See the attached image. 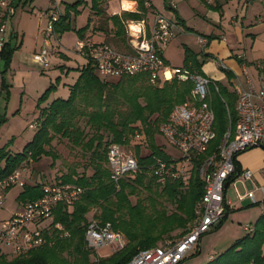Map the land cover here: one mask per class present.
<instances>
[{"label":"trees","instance_id":"16d2710c","mask_svg":"<svg viewBox=\"0 0 264 264\" xmlns=\"http://www.w3.org/2000/svg\"><path fill=\"white\" fill-rule=\"evenodd\" d=\"M132 1H136L138 7L134 13L122 11L120 15H109L104 7L106 0H92L90 8L97 17L96 28L115 45H122L123 49H127L124 22L145 19L148 12L145 0ZM82 2L76 0L66 6L67 11L54 24L56 34L61 35L71 29L69 12L77 11ZM87 29L88 25L77 30L79 39L84 37ZM205 39L209 41L208 37ZM14 50L6 44L0 53L2 88L5 87L3 75L9 68ZM207 58H210L208 54H196L185 48L182 68L190 74L202 75L201 67ZM77 71L78 77L69 86L66 99L56 98L40 108L51 90L56 88L54 84H50L39 97V116L34 124V135L23 150L12 154L7 146L0 148V181L22 165L35 163L42 157L51 158L53 165L59 158L53 142L65 140L77 156L72 164L67 165V171L61 172L53 182L74 184L82 188L83 193L71 206L60 204L53 210L52 223L44 233L48 239L46 245L10 259L0 252V264H91L94 253L84 241L90 213L100 223H110L112 229L121 233L126 241L123 249L99 259L98 264H128L137 253L154 248L165 239H174V232L180 230L179 236L186 233L188 225L195 219L204 193L196 165L201 159L215 153L224 133L235 128L236 113L223 100L227 95L234 106L235 93H229L225 86L214 82L218 87V93H213L211 97L214 139L207 152L194 159L185 182L179 178L160 184L153 174L156 161L169 163L173 160L157 146L155 137L159 135V127L167 121L173 107L190 100L192 82H179L173 78L151 84L146 73L104 81L86 63ZM230 78L229 74L228 80ZM137 135L139 138L143 136L142 142L132 144ZM110 145L125 148L132 145L135 150L133 156L139 166L136 174L126 176L119 183V189L110 180L106 158ZM142 146L148 149L144 155L141 153ZM78 168L82 171L78 172ZM239 172L235 165V174L229 176L226 182L231 183ZM44 184L48 183L24 185L16 198L18 204L41 198ZM131 197L136 198L134 203ZM166 206L173 210L169 212ZM226 208L222 220L214 229L219 228L225 220ZM56 224L60 225V230L54 227ZM263 247L264 214L245 237L235 241L207 264H264Z\"/></svg>","mask_w":264,"mask_h":264},{"label":"built area","instance_id":"2783aa9c","mask_svg":"<svg viewBox=\"0 0 264 264\" xmlns=\"http://www.w3.org/2000/svg\"><path fill=\"white\" fill-rule=\"evenodd\" d=\"M2 9L0 21V53L6 45V19L14 14L12 0H0ZM47 19L42 30L43 46L33 55L35 61L50 66L51 39L59 43V35L54 32V24L61 13L56 5L41 14ZM151 20L125 21L127 49L120 50L113 45L94 40L91 36L77 39L74 53L94 69L104 81L117 80L124 76L146 73L151 84L159 81H190L193 84L191 98L173 107L167 121L160 125L159 135L180 153L172 162L157 160L153 174L160 184L168 179H188L193 161L203 156L214 139V112L211 106L213 93H218L215 81L202 75L190 74L183 68H171L163 59V52L178 32V24L157 12H151ZM242 80L235 86V128L228 129L212 155L201 159L196 165L197 176L203 183L204 193L197 206L195 219L188 231L178 240H167L154 248L141 251L128 264H180L190 254L203 235L212 231L222 220L225 212L224 190L229 176L235 174L234 161L242 152L254 147H264V67L258 62L252 74L243 58ZM218 66L229 72L222 62ZM2 65L0 61V79ZM212 87V90H211ZM228 111V110H227ZM30 128L35 129L32 125ZM139 138V136H136ZM110 180L119 189V183L128 175L139 171L136 158L126 153L118 145H110L106 152ZM27 165V164H24ZM22 165L10 176L0 181V212L3 211L5 194L15 186L23 187ZM249 170L237 173V179L251 180ZM41 198L20 205L7 218H0V252L9 257H19L48 243L44 236L52 223L53 210L60 204L71 206L77 202L83 189L74 184L48 183L42 185ZM260 194V198L256 193ZM248 199L251 204L264 209V184L249 191L237 200ZM58 230L59 224L54 225ZM244 230L251 231L248 227ZM86 247L94 253L91 264H98L97 251L109 248L112 252L124 248V236L112 229L110 223H100L92 216L88 218L84 233ZM1 246L9 249L5 252Z\"/></svg>","mask_w":264,"mask_h":264},{"label":"crops","instance_id":"0c3cea01","mask_svg":"<svg viewBox=\"0 0 264 264\" xmlns=\"http://www.w3.org/2000/svg\"><path fill=\"white\" fill-rule=\"evenodd\" d=\"M12 1L15 11L12 16L6 19L5 38H6V44L12 48H15V50L12 53L9 68L3 75V81L5 83L4 88H2L1 85L2 81L0 79V92L7 91L9 96L11 93L9 92L8 88H11L13 90L14 89L25 90L26 84L31 85V80H33L32 78L36 74L43 75L46 70L51 69V66L49 67L43 66L39 62L35 61L33 58V55L40 50V48L43 46L44 43L42 30L46 26L47 19L41 15L42 12L58 5L61 15H64L65 12L67 11L66 6L74 3L76 0L73 1L47 0V3L41 1L39 2V4H37L38 0H12ZM82 1H86V0H82ZM117 1L119 2V8L116 6ZM145 1H146L145 7L148 10L146 15L148 21H150L152 18L151 12H157L159 14L166 16L169 19L174 20L179 27V30L178 32H176L175 37L170 41V43L165 49L166 52L168 50L167 54L165 53V50L163 52V59L165 64L171 67L169 50L173 47L172 43L173 40H175L176 36L180 34L185 39H187L189 38L187 37V35H192L195 37L193 39L197 42V45L200 49V51L197 52L198 53L203 52L210 56V58H207V60L201 67L202 76L219 83L223 80L228 81L233 86V91H234L236 85H233L232 81L236 80L237 83V79H236L237 77L238 79L242 80V69H243L241 67L242 63L237 58L242 57L243 61L246 59L244 55H240V54L238 55L234 52V50L238 44H243L245 39H248L249 37L254 38L257 36L256 34L252 33V31L258 27L257 24L264 22V0H145ZM123 2L129 3L130 8L124 9ZM104 7L106 9L107 14L109 15H120L122 11L133 12V13L138 11L136 1H132V0H106ZM79 9L80 6L77 7V10ZM18 10H23L25 12L24 14H22ZM1 12L2 9L0 8V21L2 20ZM70 14L71 13L69 12V16ZM22 15L24 22H22L23 24H20ZM96 20L97 17L94 15L92 11H90L88 15V29L85 31L84 37L91 36L94 39L95 37L94 35H97L99 39L96 41L105 42V43L108 40L110 41V39L101 30H98L96 28ZM186 28H189L191 30H187ZM205 37L209 38L208 42L205 39ZM198 59L201 60V57L198 56ZM183 60H184V52L181 57V63H182L181 66L171 67V68H182ZM217 62H222L223 64H225L229 69V72L222 70L218 66ZM255 64L253 63L250 67L254 68L253 66ZM248 70H249V66H248ZM229 74L231 75L230 80H228ZM58 77L59 76H57V78ZM48 84L50 85L51 81H49ZM45 86L46 85H44V87H42L39 92H42L45 88L46 89L48 88V86L47 87ZM50 102L51 101L41 104L40 108L45 107ZM35 107H36V111L39 113L37 103L35 104ZM36 121L29 124V126L34 125ZM31 130H32V134L29 135V137L26 139L27 142L30 141L34 135V129L31 128ZM253 150L248 153L239 154L235 159V165L240 172L244 170H249L253 174L252 179L247 181L253 182L256 188L264 184V161H263L264 154H262L263 156H261V153H259L258 150H256L255 152H253ZM237 180L239 179L235 178L231 183ZM34 181L33 180L29 181L25 185L33 186L36 184L44 183V182H40V180H38L35 183ZM231 183L226 182L225 190H224V201H225V206L227 207L226 208L227 215L225 217V220L230 213L234 215H239L250 212V217H248L247 223L243 226V231L246 234H248L249 231L244 230V228L248 227L249 229H253V225L256 222V220L261 215L264 214V209L261 205L251 204L248 199H244L239 202L242 203L248 201L249 206H257L259 208V211L257 212L255 217V213L253 212L251 213V211L253 210H239L240 206H237L236 204L234 205L232 201H230L226 197L227 188L230 186ZM21 191L22 189L15 195V200L17 196L21 193ZM7 193L5 194V198ZM258 198H260V196ZM19 206L20 205L17 202V205L15 206L13 212H15V210H17ZM13 212H11L9 216ZM253 216L255 217V221L251 223V220L254 218ZM222 225L223 223H221L219 227H221ZM237 240L238 239L235 240V238L234 239L232 238L229 244L232 245ZM199 243H201V239L199 240L198 244L195 246L192 254L190 255L199 253V246H200ZM195 250L196 252L194 253ZM218 250H219L218 254H222L227 250V248L226 249L218 248ZM263 254H264V247H263ZM7 258H9V256H7ZM214 258L215 257L210 255L207 259H205V261H203V264L209 263ZM198 263L199 262H197L196 264ZM199 264H202V262Z\"/></svg>","mask_w":264,"mask_h":264},{"label":"rangeland","instance_id":"374dc122","mask_svg":"<svg viewBox=\"0 0 264 264\" xmlns=\"http://www.w3.org/2000/svg\"><path fill=\"white\" fill-rule=\"evenodd\" d=\"M41 1L47 3V0H38L37 4H39V2ZM91 5L92 0H86L82 2L79 10L70 12L71 29L59 35L58 44H56V42L51 39L52 48L51 53L49 54L51 69L46 70L43 75L36 74L32 78L33 80H31V85L26 84L25 90H13L11 88H8L9 92L11 93L10 96L7 91L0 92V148L7 146V150L10 153H19L29 142H27L26 140L29 135L32 134V130L29 124L35 122L39 116V113L36 111L35 104L38 102V97H41L46 88L42 92L39 91L42 87H44V85H46L45 87H47L49 85V81H51V84H54L56 88L52 89L48 94L46 102L52 101L55 98L66 99L69 96V86L71 84L73 85L78 77L77 68H81L85 63L82 58L74 53V46L78 39L77 30L88 25V15L91 11ZM116 6L119 8L118 1L116 2ZM18 11L22 14H24L25 12L23 10ZM22 22H24L23 15L20 24H23ZM96 25H98L97 22ZM257 26L258 27L252 31V33L256 34L257 36L254 38L249 37L248 39H245L243 44H238L234 50L236 54L244 55L246 57L244 61L249 66V71L252 74L254 73V68H251L250 66L253 63L255 64L260 62L264 67V22L257 24ZM94 36L95 40L99 39L97 35ZM187 37L189 38L185 39L183 36L178 34L175 40H173V47L171 49L169 48L171 67L181 66V57L185 48L194 51V53L196 54L200 51L197 42L193 39L195 37L192 35H187ZM106 43L113 45L120 50H125L123 49L122 45H115L111 40H108ZM167 52L165 50L166 54ZM244 61L243 63H245ZM57 76L59 77L57 78ZM232 83L233 85H236V80H233ZM220 84L226 86L229 93L234 94L235 90L233 91V86L228 81L223 80L220 82ZM223 100L227 102L226 104L230 106L229 108L231 110L234 109L235 111V105L233 106V102L230 101V98L227 95ZM142 138L143 136H140V138H136L132 144H136L138 142L141 143ZM155 140L157 146L161 147L164 153L169 157L178 159L181 156L177 149L167 144L160 135H157L155 137ZM53 148L56 154L59 156V158L53 163V165H51V158L42 157L35 163H29L23 166L24 171L22 172V178L24 180V184H27L32 180H35L34 183L38 180L45 183L53 182L56 177H59L61 172L63 173L67 171V165L72 164V161L75 160V157L77 155L75 156L65 140L61 142H57L55 140L53 142ZM121 148L128 154H135V150L132 148V145L128 148ZM142 149L143 150L141 151V153L143 155L146 154L148 149L145 146H142ZM253 149L258 150V152L261 153V156H263L262 154H264V147H254L248 149L245 152H242L241 154L248 153ZM256 150H253V152H255ZM81 171L82 169L78 168V172ZM21 189V187L15 186L8 191L5 198L3 211L0 212L1 219L7 218L9 214L13 212L15 206L17 205L15 195ZM254 189L255 185L253 184V182L239 179L231 183L227 188L226 197L227 199L232 201L234 205L236 204L237 206H240L239 210H253L251 211V213H255L256 217V214L259 211V208L257 206H249L248 201L242 203L237 201L238 196H244L249 191ZM256 195L257 197L260 196L258 192L256 193ZM135 200V197H131V201L133 203L135 202ZM166 207L169 212L173 210V208L170 206ZM91 216L92 214L90 213L88 214L87 218H90ZM248 217H250V212L239 215L230 213L221 227L212 230L202 236L201 243H199V253L196 254L195 250L194 255H189L180 264H196L197 262H202L203 264V261H205V259H207L210 255L217 258L220 255L218 254V248L228 249L231 245L229 243L232 238H235V240H239V238H243L247 235L243 231V226L247 223ZM255 217L251 220V223L255 221ZM192 223L188 225L187 230L191 227ZM179 233L180 230L172 234L175 240H178L185 234L184 233L179 236ZM174 239H165L163 242ZM163 242L159 243L158 245H161ZM1 248L5 252H9V249L5 248L4 246H1ZM96 254L98 259H104L109 257L112 254V251L109 248H103L98 250ZM10 258L15 257H9V259Z\"/></svg>","mask_w":264,"mask_h":264},{"label":"bare ground","instance_id":"6f19581e","mask_svg":"<svg viewBox=\"0 0 264 264\" xmlns=\"http://www.w3.org/2000/svg\"><path fill=\"white\" fill-rule=\"evenodd\" d=\"M123 8L124 9H129L130 8V4L129 3H127V2H123Z\"/></svg>","mask_w":264,"mask_h":264}]
</instances>
